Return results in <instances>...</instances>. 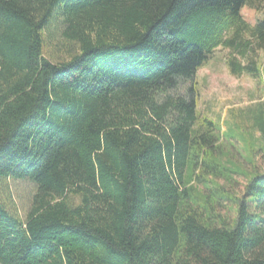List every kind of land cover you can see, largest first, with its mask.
<instances>
[{
    "label": "trees",
    "instance_id": "1",
    "mask_svg": "<svg viewBox=\"0 0 264 264\" xmlns=\"http://www.w3.org/2000/svg\"><path fill=\"white\" fill-rule=\"evenodd\" d=\"M262 2L0 0V264H264V99L237 139L194 81L264 83Z\"/></svg>",
    "mask_w": 264,
    "mask_h": 264
},
{
    "label": "rangeland",
    "instance_id": "2",
    "mask_svg": "<svg viewBox=\"0 0 264 264\" xmlns=\"http://www.w3.org/2000/svg\"><path fill=\"white\" fill-rule=\"evenodd\" d=\"M243 18L250 24L264 18V2L258 8L244 6ZM58 37V32L54 35ZM264 62V53L260 52ZM228 51L222 48L215 50L208 61L197 70L194 81L198 88L197 108L208 117L224 120L225 134L239 139V127L232 121V112L254 107L264 99V83L243 74L235 77L230 74L226 65ZM257 136L258 133H255ZM243 138V137H242ZM258 165L264 170V155L258 157ZM11 193L20 207H26L34 191L28 181L11 180Z\"/></svg>",
    "mask_w": 264,
    "mask_h": 264
}]
</instances>
